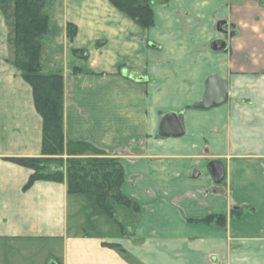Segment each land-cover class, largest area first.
Returning <instances> with one entry per match:
<instances>
[{"label": "crops", "instance_id": "0c3cea01", "mask_svg": "<svg viewBox=\"0 0 264 264\" xmlns=\"http://www.w3.org/2000/svg\"><path fill=\"white\" fill-rule=\"evenodd\" d=\"M151 3L150 28L109 0L45 5L40 62L63 77L61 157L119 159L124 192L140 203L122 210V231L65 181L26 187L33 170L10 160L42 155V117L12 61V5L0 0V264H264V0ZM212 76L227 100L195 107ZM171 112L184 132L160 136ZM219 215L222 225L205 220Z\"/></svg>", "mask_w": 264, "mask_h": 264}, {"label": "trees", "instance_id": "16d2710c", "mask_svg": "<svg viewBox=\"0 0 264 264\" xmlns=\"http://www.w3.org/2000/svg\"><path fill=\"white\" fill-rule=\"evenodd\" d=\"M12 5V61L24 80L31 86L36 111L42 117L40 157L10 158L33 170L26 187L39 179L65 181L68 194L93 197L97 207L114 218L124 231L122 222L115 218L116 207L137 213L140 203L124 192V167L117 158L108 156L69 157L64 152V86L59 73H45L40 62L43 39L49 17L45 11L46 0H8ZM119 11L136 24L150 28L154 25L151 0H109ZM76 27L67 25V35L72 38ZM84 54V51H76ZM222 225L224 215L210 216ZM115 246L116 244H110Z\"/></svg>", "mask_w": 264, "mask_h": 264}, {"label": "water", "instance_id": "95a60500", "mask_svg": "<svg viewBox=\"0 0 264 264\" xmlns=\"http://www.w3.org/2000/svg\"><path fill=\"white\" fill-rule=\"evenodd\" d=\"M213 50L223 49L226 45L225 40L216 39L211 42ZM228 97L227 83L220 78L212 76L207 81V88L203 99L197 102L194 106L197 108H210L223 104ZM184 132L183 114L182 113H166L162 116L159 123L158 133L163 137H178ZM208 169L216 181H220L223 177V167L219 162H212L208 165ZM198 170H195L193 176L198 175Z\"/></svg>", "mask_w": 264, "mask_h": 264}, {"label": "rangeland", "instance_id": "374dc122", "mask_svg": "<svg viewBox=\"0 0 264 264\" xmlns=\"http://www.w3.org/2000/svg\"><path fill=\"white\" fill-rule=\"evenodd\" d=\"M122 210H124L123 207H116L115 218H116L117 220H119V221L122 220V219L124 218V217L122 216V214H124ZM100 212H102V211L100 210ZM102 215L104 216V218H105L106 220H109L112 224H114V225L117 227L118 223L114 220V218L109 217L108 215H106V214L103 213V212H102ZM116 224H117V225H116ZM118 226H119V225H118Z\"/></svg>", "mask_w": 264, "mask_h": 264}]
</instances>
